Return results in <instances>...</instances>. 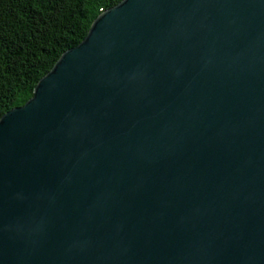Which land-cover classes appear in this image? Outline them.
<instances>
[{
	"label": "water",
	"instance_id": "1",
	"mask_svg": "<svg viewBox=\"0 0 264 264\" xmlns=\"http://www.w3.org/2000/svg\"><path fill=\"white\" fill-rule=\"evenodd\" d=\"M0 264H264V0H123L0 119Z\"/></svg>",
	"mask_w": 264,
	"mask_h": 264
},
{
	"label": "trees",
	"instance_id": "2",
	"mask_svg": "<svg viewBox=\"0 0 264 264\" xmlns=\"http://www.w3.org/2000/svg\"><path fill=\"white\" fill-rule=\"evenodd\" d=\"M123 0H0V119L24 105L63 53Z\"/></svg>",
	"mask_w": 264,
	"mask_h": 264
}]
</instances>
